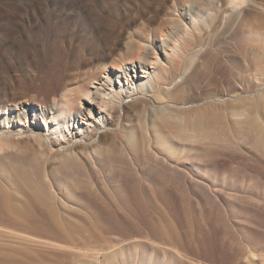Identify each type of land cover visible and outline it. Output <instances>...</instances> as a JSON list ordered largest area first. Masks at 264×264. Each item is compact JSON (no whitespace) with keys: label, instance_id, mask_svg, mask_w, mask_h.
<instances>
[{"label":"bare ground","instance_id":"bare-ground-1","mask_svg":"<svg viewBox=\"0 0 264 264\" xmlns=\"http://www.w3.org/2000/svg\"><path fill=\"white\" fill-rule=\"evenodd\" d=\"M112 1L116 5L104 20L100 10L85 8L81 0H43L41 9L24 13L27 21L41 15L49 23L36 35L18 23L20 12L0 9V20L9 21L0 27L23 30L27 37L0 46V55H27L36 48V36L55 53V78L46 90L37 89L40 98L15 100L11 87H0V193L6 198L8 184L22 186L56 216L72 203H83L104 221L85 253H72L58 264H264V232L253 234L258 218L264 221V201L247 196L240 211L223 198L214 163L238 152L253 153L264 163V99L231 108L230 117L239 118L235 124L230 119L229 126L226 121V129L218 107L213 118L220 126L215 118L211 122L215 108L209 114L210 104L189 108L208 112L206 125V117L196 119L181 107L206 98L207 86L219 77L210 74V82L209 71L217 70L223 50L233 52L237 38L264 36L256 28L264 23L259 21L264 5L258 0H103ZM259 54L255 75L264 84V54ZM10 68L0 62V79ZM28 144L34 145L33 159L26 166ZM50 159L59 164L53 171L57 187L47 181ZM237 167L241 186L257 183L259 174L244 164ZM160 203L165 215L157 211ZM188 203L202 211L209 206L216 216L195 218ZM221 233L234 235L238 247L223 240L214 250L202 237ZM203 246L214 255L202 253Z\"/></svg>","mask_w":264,"mask_h":264},{"label":"rangeland","instance_id":"rangeland-1","mask_svg":"<svg viewBox=\"0 0 264 264\" xmlns=\"http://www.w3.org/2000/svg\"><path fill=\"white\" fill-rule=\"evenodd\" d=\"M81 1L82 4L85 5V8L87 6L91 8L96 7L97 10H100L102 12L101 16L104 20L108 16V9L116 5L113 1L109 5H105L103 0ZM258 1L262 3V5H264V0ZM151 5L154 4L151 3ZM42 7L43 0H0V9H12L14 11L20 12L18 23L22 27H28L31 33L34 35L38 34L42 27L49 25V23L41 15H39L38 18L32 20L31 22L27 21L24 13L28 10L41 9ZM49 8L54 9L55 5L51 4ZM85 11H87V9H85ZM259 21H264V18L259 16ZM8 23L9 21L7 18L0 20V25L7 26ZM5 28L6 27H0V46L6 45L13 39L23 41L27 38L23 33V30L10 32ZM256 28L259 31L264 32V23H259ZM234 45L235 46L232 45L233 52L228 49H225L221 52L219 58L220 60L218 63L219 67L217 68V70L209 71V75L215 74L219 77H215V75H212V79L213 76L215 78H218L213 79V81L210 75V82L213 81V83L210 84V86L212 85L211 87L209 86L211 89L207 86L205 92L207 94H205L206 98L202 99L203 102L200 100L197 103L181 105L182 110L185 108L184 111H187L186 109H191V107H195V110H197V107L199 106L196 105H198V103H202L203 106L204 104H210L209 106L211 107L208 108L210 110H208V112H210L209 114H211L212 108H215L214 111L212 110L213 112L211 116V122H213V119L215 118H213V114L218 107L216 113L220 112V116L218 115V118L220 120V124L222 123L223 126L221 128H224L226 124L227 126H229V123L232 124V121L234 119L239 118V115L234 119L230 117V114H232L230 113L232 112L231 108H237L236 110H238L240 108L238 106H241L242 104L252 105V103L254 104L257 99H264L263 78L255 75V72L257 71V64L260 65V61L262 62L259 53L262 52V54H264V36L256 40L241 36L235 40ZM35 46L36 48L31 50L25 56H10L8 53H3L0 55V62L9 64L11 66L9 72H5L0 79V87H11L10 97H13L15 100H19L24 97L35 96L38 94L37 89L46 90V88L48 87V83L54 81V51L48 49L46 43L37 36ZM254 49L256 50V52ZM39 57L41 59L40 63L38 62ZM25 66H27L29 69L27 71H21L20 69L24 68ZM263 66L264 64L261 67ZM206 67L210 68L209 66ZM206 67L204 68L207 69ZM17 74H20L19 78L17 77ZM244 75L245 77L247 75H250V78L248 79V77H246L247 80H244ZM216 82H219V84H217ZM214 83H216V85H214L213 87ZM211 90L213 94L211 93ZM37 97L40 98L41 95H37ZM209 97L210 99H208ZM2 99L4 98L2 97ZM239 103L241 105H239ZM203 106L202 108L204 109ZM226 106L228 107V109L226 108ZM200 107L198 109H200ZM207 107L205 108V110L207 109ZM219 107L220 109L222 107V109L220 110ZM189 110L187 112H189ZM193 111L194 110L190 112L193 114V117L196 116L201 119V116H203V119L204 117H206L207 119H204V124L206 122H210L208 120L211 117H209L210 115L208 116V112L200 110V116L198 113L196 114L197 111ZM201 111L204 112L205 115L207 114V116L203 115L204 113L202 114ZM225 111L227 112L225 113ZM226 115L227 117H225ZM231 116L233 117V115ZM207 117H209V119ZM218 118H215L214 121L218 122ZM230 119L232 120L231 122ZM199 122H202V120H200ZM233 123L235 124V120L233 121ZM218 124L219 122L215 125ZM44 128L45 127H43V130H46ZM211 129L212 128H210L209 130ZM224 129H226V127ZM224 129H222V133L224 132ZM219 131L221 133V130ZM75 141L76 139H73L70 144H73ZM34 142L36 143V141H33L32 143ZM37 144L38 143H36L35 145L36 147ZM32 145H27L29 146V149L24 147L28 150V152L25 153L26 157L23 160V164L26 166L30 165L33 159V155H31L33 154L31 153L33 152V148L31 149ZM59 148L61 151H64V149H66V147ZM249 155L240 154V152L235 153L234 155L232 153V155L230 154V157H227L225 155L219 157L214 161V163L216 164L215 167L218 169H216V174L218 175L217 177L220 179V182L223 179V198L234 203L240 211L244 210L245 208V205L241 203V200H246L247 196L253 197V199L255 200L264 201V163L262 162V160H259L261 159V157L255 154L253 155V153L251 154L252 156ZM55 162V159L46 161V170L48 171L49 175L47 181L50 182L53 187H57L59 184V179L56 177L57 175H55V173L60 168H56L59 164L57 163V165H54ZM243 164L244 166H247V169L250 171L249 173L259 174L257 183L254 185L252 184L250 187H243L240 184V177L243 173L241 172L242 169L238 168L237 166H243ZM228 167H231L233 170L230 171ZM54 170L56 171L53 174ZM238 175H240V177ZM7 187L9 190H6V192L8 193L6 194V198H3L2 194L0 193V264H44L46 262L49 264H58L62 261L72 258L71 256L75 253L77 254V252L85 253V251L88 249V246L91 245L90 242L92 243L94 239L96 240V237L100 232L99 228L105 225L104 221L100 217H98L96 214V216H94L93 213L88 210L89 208H86V205L87 207H91L88 206V204L84 205L83 203H81L77 205L72 203L73 207L68 212H58L59 214H57L56 216L51 213L52 211H50L48 208H46L45 206L43 207L32 194H29V190H26L25 187H13L9 184L7 185ZM179 201L177 204L179 210L177 209V211L182 212L183 210L180 207H183V201ZM156 207L158 213L165 215L163 204L161 205L160 203V205H157ZM186 207L190 211V214L195 218L200 219L203 216L210 215L216 216V211L211 209L209 206H207L204 211H202V209L200 210L194 204L188 203L186 204ZM173 208L176 209L177 207ZM261 224L263 225L261 226ZM262 227H264V221L262 220V218H258V223L253 230V234H262L264 232ZM202 237L203 239L205 238L204 241L205 243H207V246L209 245L208 247L213 246V244L214 246L217 245V247H221L223 240H225L228 246H232L233 242V246L235 248L238 247L237 240L233 239L234 235L232 236V234H228L226 236L224 235V233H221L218 236L205 234ZM204 246L200 247V251L208 256H213L214 253H211L213 249L211 251L208 250L210 251L209 253H211L209 254ZM217 247L215 246L214 250ZM193 248L195 249V246H193ZM218 253V257L216 256V254L215 256L217 257V259H221L222 256Z\"/></svg>","mask_w":264,"mask_h":264}]
</instances>
